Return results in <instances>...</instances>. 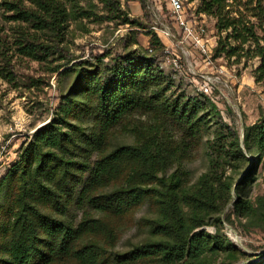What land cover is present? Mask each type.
<instances>
[{
    "label": "trees",
    "instance_id": "16d2710c",
    "mask_svg": "<svg viewBox=\"0 0 264 264\" xmlns=\"http://www.w3.org/2000/svg\"><path fill=\"white\" fill-rule=\"evenodd\" d=\"M81 1H4L6 11L28 26L16 40L21 55L48 60L62 53L59 39L69 22L81 18L150 23L149 14L132 16L122 0H98L102 12ZM197 3L196 13L216 19L214 56L259 58L254 77L264 83V44L240 8L254 0ZM256 3L254 16L264 12ZM45 30L58 43L39 40L37 33ZM150 34L153 52L129 50L110 62L105 54L64 70L67 82L52 118L21 145L0 180V264H210L214 257L234 264L248 258L220 230L205 226L220 222L219 213L232 202V214L260 216L264 227V202L256 209L245 192L264 157V117L246 125L241 138L209 100L173 93L174 80L156 63L162 40ZM140 116H148L144 125ZM211 131L209 170L193 182L183 161ZM124 133L132 135L130 142L118 140ZM247 154L257 158L251 167ZM241 163L249 169L239 181L225 175V165L241 169ZM145 205L152 212L141 219L149 239L116 250L122 228ZM247 264H264V254Z\"/></svg>",
    "mask_w": 264,
    "mask_h": 264
},
{
    "label": "rangeland",
    "instance_id": "374dc122",
    "mask_svg": "<svg viewBox=\"0 0 264 264\" xmlns=\"http://www.w3.org/2000/svg\"><path fill=\"white\" fill-rule=\"evenodd\" d=\"M4 1L8 0H0V180L16 161L21 145L32 137L37 128L52 118L60 102L62 88L67 82L63 73L67 67L77 61L95 62L96 56L105 54L104 61L110 62L113 56L129 50L141 48L146 50L151 41L150 31H154L152 16L145 7L143 8L140 0H122L123 7L127 8L132 16L143 17L146 13L149 14L148 27H134L108 20L95 21L92 18L77 19L69 22L65 34L59 39V45L64 48L62 53L57 51L48 60H34L21 55L18 51L16 40L21 34L19 31L28 26L23 22L22 25L21 20L16 21V18H13L15 14L13 11H6ZM260 1L264 6V0ZM256 2L257 0H254L253 4L249 3L248 8L245 5L240 8L256 25L264 44V12L258 16L253 15V12L259 11L257 8L253 10V6L258 4ZM81 3L86 8L94 7L98 12L103 10L98 0H82ZM144 20V24H147L148 21ZM215 22V18L208 16V29L218 44L220 34L215 28ZM31 30L33 32L32 28ZM37 36L41 41L58 43L50 30L38 32ZM134 40L138 43L133 44ZM162 52L156 56V63L174 80L171 91L175 94L184 93L185 96L201 97L215 104L221 111L223 122L239 131L241 138L246 125H251L264 117V83L257 82L254 77V69L260 63L259 58L250 55H243L240 59L238 56L229 58L223 53L213 56L212 66H204V63L200 65L198 70L208 72L223 69L222 80L216 84L213 96H206L198 90L194 74L188 68L180 71L173 69ZM68 54L72 55L70 62ZM57 66L60 67L59 70L53 71ZM147 117L140 116L139 122L144 125ZM117 138L130 142L133 137L124 133L119 134ZM213 138V131L205 133L203 139L197 141L198 146L183 161V168L190 172L193 182L209 170V143ZM247 158L248 167L256 163L257 158H252L250 154H247ZM243 166L239 169L227 164L224 169L225 175L239 181L249 169L246 165ZM245 192L253 206L256 209L260 208L264 202V157L257 160L252 181ZM232 209L231 202L219 213L220 222L205 226V229L211 233L220 230L238 247L245 250L248 258H242L234 264H247L257 260L261 253L264 254V227L258 221L261 220L260 216L256 219L232 214ZM151 213L149 205L138 211L135 221L122 228L116 250L127 251L149 239L150 232L141 219ZM222 261V257H214L210 264H221Z\"/></svg>",
    "mask_w": 264,
    "mask_h": 264
},
{
    "label": "built area",
    "instance_id": "2783aa9c",
    "mask_svg": "<svg viewBox=\"0 0 264 264\" xmlns=\"http://www.w3.org/2000/svg\"><path fill=\"white\" fill-rule=\"evenodd\" d=\"M143 1L152 16V29L162 40L167 63L179 71L188 68L194 74L198 90L213 96L216 84L222 80L223 69L198 70L203 63L212 66L217 42L208 29V15L196 13L197 0ZM148 50L154 51L150 43Z\"/></svg>",
    "mask_w": 264,
    "mask_h": 264
}]
</instances>
